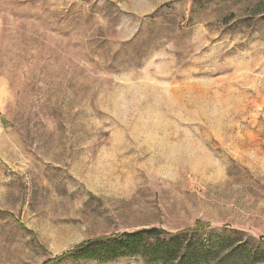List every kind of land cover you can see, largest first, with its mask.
Returning <instances> with one entry per match:
<instances>
[{
    "label": "rangeland",
    "instance_id": "rangeland-1",
    "mask_svg": "<svg viewBox=\"0 0 264 264\" xmlns=\"http://www.w3.org/2000/svg\"><path fill=\"white\" fill-rule=\"evenodd\" d=\"M151 228L264 240V0H0V264Z\"/></svg>",
    "mask_w": 264,
    "mask_h": 264
},
{
    "label": "trees",
    "instance_id": "trees-1",
    "mask_svg": "<svg viewBox=\"0 0 264 264\" xmlns=\"http://www.w3.org/2000/svg\"><path fill=\"white\" fill-rule=\"evenodd\" d=\"M66 257L102 264L135 257L148 264H264V240L228 228L175 234L151 228L86 242Z\"/></svg>",
    "mask_w": 264,
    "mask_h": 264
}]
</instances>
